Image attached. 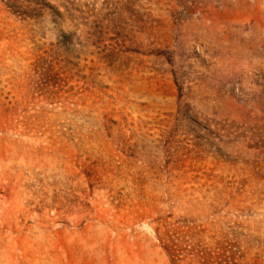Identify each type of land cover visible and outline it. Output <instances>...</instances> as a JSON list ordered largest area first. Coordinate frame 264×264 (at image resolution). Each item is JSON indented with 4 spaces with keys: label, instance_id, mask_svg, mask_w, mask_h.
<instances>
[{
    "label": "rangeland",
    "instance_id": "374dc122",
    "mask_svg": "<svg viewBox=\"0 0 264 264\" xmlns=\"http://www.w3.org/2000/svg\"><path fill=\"white\" fill-rule=\"evenodd\" d=\"M0 264H264V0H0Z\"/></svg>",
    "mask_w": 264,
    "mask_h": 264
}]
</instances>
